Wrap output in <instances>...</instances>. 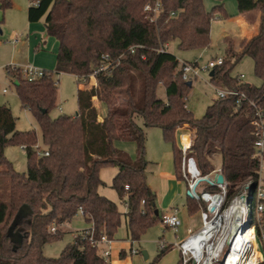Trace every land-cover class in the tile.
<instances>
[{
	"label": "trees",
	"instance_id": "16d2710c",
	"mask_svg": "<svg viewBox=\"0 0 264 264\" xmlns=\"http://www.w3.org/2000/svg\"><path fill=\"white\" fill-rule=\"evenodd\" d=\"M156 1L29 0L28 21H44L47 36L59 44L56 67L32 82L19 71L13 74L7 70L22 109L29 110L40 127L49 156H38L34 149L37 133L18 131L12 110L1 105L0 177L10 178L11 188L9 201L0 202V264H103L99 248L92 246L90 236L99 240L106 235L113 240L122 225L116 203L99 194V187L105 184L99 175L104 166L118 170L112 187L127 208L126 226L131 240L139 241L151 227L161 224V214L155 213L157 195L148 184L149 128H159L172 146L175 174L180 181L182 151L176 132L183 126L193 133L189 156L195 158L202 175L213 172L219 162L228 183L229 200L243 183L256 180L258 160L251 126L254 108L244 102L237 110L235 97L217 99L202 118H195L187 109L192 87L181 77L180 61L169 50L159 51L175 42L184 51L209 48L215 12L226 17L225 0H214L217 4L211 11L206 9L204 0H160L161 12L151 22L144 7ZM236 1L240 14L260 12L259 32L243 40L239 52L233 41L226 39L224 64L214 70L210 81L215 86L243 92L261 104L264 0ZM12 7L11 0H0L3 13ZM131 47H136L134 53ZM105 54L113 59L122 56L119 65L110 73L99 74L96 86L78 88L77 115L52 118L59 90L56 74L74 75L81 86L90 81L88 76ZM244 57L253 60L255 75L262 81L260 87L232 76V70ZM160 85L165 89V99L158 95ZM94 98L106 107L102 120ZM138 118L143 119V127L137 123ZM115 142L135 143V158L118 149ZM10 145L24 147L27 173L17 172L5 156V148ZM186 205L190 216L199 213L200 203L190 196ZM80 210L89 228L76 235L59 257H47L45 246L63 240V226ZM260 221L264 228V212ZM11 229L22 234L21 243L12 241ZM170 249H161L154 263Z\"/></svg>",
	"mask_w": 264,
	"mask_h": 264
},
{
	"label": "rangeland",
	"instance_id": "374dc122",
	"mask_svg": "<svg viewBox=\"0 0 264 264\" xmlns=\"http://www.w3.org/2000/svg\"><path fill=\"white\" fill-rule=\"evenodd\" d=\"M13 8L7 10L5 13L0 11V28L2 34H0V106L7 105L12 110L14 117L16 118V127L18 131L26 132L34 130L38 136V146L41 150L45 149V146L42 141V134L39 125L35 121L32 113L29 110H24L21 107V103L16 94L15 87L12 82V78L8 74L10 70L13 74H19L21 67L32 66L39 70H44L46 72H52L55 68H43L35 60H44L45 63L50 64L51 58L53 59V42L57 40L53 37H48L44 39V34L46 33L44 21L40 22V25L29 23L28 21V7L29 0H11ZM205 6L208 10L212 9L214 5V0H204ZM258 12V11H256ZM215 17L211 24V48L205 50H191L184 51L178 48L177 43H170L171 47L169 50L173 53L177 59L182 61H198L200 66H205L207 63L216 56H224L225 49L222 44L223 33L229 32L231 29H236L237 24L232 21H225L218 17L219 13L215 12ZM15 34H18L20 37V43L17 45H12L10 43L11 39ZM22 37V39H21ZM55 40V41H53ZM41 44V47L39 46ZM168 45V44H167ZM39 46V47H38ZM169 46V45H168ZM38 47V48H37ZM59 44L57 42V51ZM235 48V46H234ZM46 52V53H44ZM47 54V55H45ZM56 67V65H55ZM8 69V70H7ZM19 71V72H18ZM21 74V73H20ZM208 73H202L203 80H198L194 82L192 89L187 97V107L195 106L194 111L189 110L193 113L196 118L195 112L198 110L203 111L202 99L212 100L213 92L211 91V85L208 83ZM244 75L243 82L251 85L260 87L262 81L256 77L254 72V62L250 57H244L232 70V76L238 77ZM56 80H59L58 84V100L57 107L52 112L51 117L57 118L60 115H69L74 116L78 112V102H77V91L79 85L77 79L68 73L56 74ZM207 83H206V82ZM93 81L83 83V86L89 88L92 85ZM7 89L8 93L3 94L2 90ZM158 95L160 98L165 99V89L162 85L159 86ZM95 106H97L96 100H94ZM99 112H101L98 106ZM198 116H202L197 114ZM199 119V118H197ZM137 123L139 126L143 127V119L138 118ZM188 131V132H187ZM183 132H187L191 135L193 140V133L188 129L187 126L178 128L176 132V140L179 146L180 144V135ZM125 147L131 150L132 152L128 154L135 158L136 149L133 143H125ZM166 151H172V146L167 143L164 138L162 131L157 129H151L148 132V141L146 144V158L154 162V165H149L148 175L149 183L152 184V187L155 190H158V198L161 205H165L168 201L171 200L172 184H178L180 188V195L177 196V201L179 208L186 202V194L188 192L187 185L184 181H178L175 174V166L173 163V173L175 174V179L169 180L172 184L168 183L165 179L161 177L160 163L166 161L164 155ZM5 156L9 161L13 163L15 170L19 173H27V154L21 146H7L5 148ZM168 164L171 166L172 159L168 155ZM217 167L219 162H216ZM118 170L114 166H104L100 169V178L105 183L99 187V194L116 203L119 212L122 214V225L117 233V242L118 245L124 244L127 247V240H131L126 226V217L127 208L123 204L118 196V193L112 187L113 179L116 176ZM169 187V189H167ZM10 188L11 180L8 177H0V202H8L10 199ZM167 189V190H166ZM158 206L160 212L166 211L165 206ZM176 206V204H174ZM86 222L83 216L79 213L70 224L66 225V234L63 240L45 246L44 253L47 257L57 258L60 256L63 249L68 245L73 243L74 235L76 232H79L84 229ZM201 218L197 213L191 216V228L193 231L198 230L201 227ZM165 236V241L169 243H174V234L172 230H165L164 227L157 223L155 226L151 227L139 241H136L135 247L140 251L138 255L131 257L133 264H156L154 263L157 253L159 250L160 242L162 237ZM76 237V236H75ZM164 241V240H163ZM143 251H146L150 254V259L145 260Z\"/></svg>",
	"mask_w": 264,
	"mask_h": 264
},
{
	"label": "built area",
	"instance_id": "2783aa9c",
	"mask_svg": "<svg viewBox=\"0 0 264 264\" xmlns=\"http://www.w3.org/2000/svg\"><path fill=\"white\" fill-rule=\"evenodd\" d=\"M160 0L155 3H148L144 11L148 18L154 22L161 12ZM172 15H175L174 13ZM19 39L12 38L10 43L16 44ZM136 47H131L134 53ZM167 50L160 49V52ZM122 56L113 59L109 54L101 58V64L88 76L91 80L102 73L110 71L119 65ZM224 64L223 58L210 60L207 65L200 66L198 61L180 62L179 72L184 81L192 84L202 79V73H208ZM22 77L30 82L40 79L46 75V71L36 69L30 65L21 67ZM210 80V75H208ZM244 79L241 75L239 81ZM211 82V81H210ZM212 84V83H211ZM214 92L217 99L236 98V109L241 108L244 102H248L254 108V118L251 121L254 136L255 157L258 160L256 180H248L243 183L232 199H228V183L216 184V176L222 174L218 166L208 175H202L194 157L189 156L192 146V137L187 132L180 135L179 147L182 151L181 174L187 185L190 197L200 203L199 215L201 227L196 230H189L186 237L172 248L179 250L181 264H264V228L261 226L260 217L264 212V103L258 100L249 99L246 94L237 90H230L215 86ZM7 94L8 90H2ZM187 137L189 144L184 143L183 138ZM24 150V147H22ZM38 156H49L47 150H41L38 144L34 146ZM215 188L216 191H210ZM128 190V187H126ZM144 203V202H143ZM254 210V216H253ZM83 216V210L79 212ZM161 225L177 232L181 220L177 210L173 213L161 215ZM258 227L260 229H258ZM55 231V228H52ZM92 246L100 248L106 245L102 254L103 264H113L111 246L113 240L103 235L99 240L90 236ZM166 242H160V249L166 248ZM134 254L137 252L132 250Z\"/></svg>",
	"mask_w": 264,
	"mask_h": 264
},
{
	"label": "crops",
	"instance_id": "0c3cea01",
	"mask_svg": "<svg viewBox=\"0 0 264 264\" xmlns=\"http://www.w3.org/2000/svg\"><path fill=\"white\" fill-rule=\"evenodd\" d=\"M216 4L217 3L214 1V5L212 6V8ZM223 4H224L226 17H224L223 14L221 12H219V11H218V13H219L218 17L221 18L222 20L227 21V22L232 21V19H233L234 23L237 24V28L236 29L235 28L231 29L229 32H224L223 33L222 44H223V47L225 49V54H224V56H216L215 58H212L211 60L216 59V58H223V59L226 58V50H227L226 39H231L233 41V43H234L235 51L239 52L240 49H241L240 45H241L242 41L245 40V39L252 38L253 36L258 34V32H259L260 18H261L260 12L254 11V12H249V13H245V14H240L239 11H238V8H237V1L236 0H225L223 2ZM29 6H30V2H29ZM211 10H208V11H211ZM214 17H215V15H214ZM32 24L36 25V23H32ZM37 25H40V22L37 23ZM14 37L19 39V42L16 43V44H12V45L19 44L20 43V37H18V34H15ZM45 38H48L46 33L44 34V39ZM21 39H22V37H21ZM53 41H55V40H53ZM52 45L54 46L53 52H52L53 59L51 58L49 65H48V63H45L44 60L41 61V60H39L37 58L35 59L37 61V63L40 64V66H42L43 68H50V69L55 68V65H56V54H57V42H53ZM168 45H167V49H169V47H171L172 43H171V45L170 44H168ZM39 46L41 47L40 43H39ZM209 48H211V46ZM209 48H206V49H209ZM203 50H205V49H202V51ZM44 53H46V52H44ZM45 55H47V54H45ZM184 62H191V61H185L184 60ZM240 76H238V78H240ZM201 80H203V78ZM92 81H93V83H92V85H90L89 88H91L92 86H96L97 85L96 80H92ZM208 81H209L208 83L212 87L211 88V91L213 92L212 100L209 101V100H205V99L203 100L202 99V105H203L204 109H203V111H199V113H197V114H200V112H201L202 116H200V115L198 116L196 114V112H198V110L195 112L196 118H199V119L202 118L205 115V112H206L207 108L209 106H211L214 103V101L217 100V96H216V94L214 92L213 84H211L209 78H208ZM241 82L244 83L243 80ZM193 85H194V83L192 84V86ZM79 88H84L85 89V87L83 85L79 86ZM86 89H88V88H86ZM94 100H96V102H97V106H95L97 108V110H98V106L101 109L100 110L101 112H99V110H98V114H99V119L102 120V118L106 115V107L97 98H94ZM94 105H95V103H94ZM194 107L195 106L191 107V106L188 105L187 109L194 111L195 110ZM151 129H157V128H149V129L146 130L147 141H148V132ZM125 143H131V142H115V146L118 149H121V150L125 151L126 153H128V150H129V153H131L132 152L131 150H133V149L132 148L128 149L127 147H125ZM133 144L135 145V143H133ZM135 149H136V145H135ZM168 155H170V159H172L171 166H169V164H168V161H169ZM164 159L166 161L160 163V170H161V174H162L161 177H162L163 180L165 179L166 181H168V183H170V185H171L172 183L169 182V180L175 179V174L173 173V167H172L173 163H174L173 152L172 151H166V153L164 155ZM154 164L155 163L152 162L151 160L149 161V165H154ZM178 181H180V180H178ZM148 184L151 187V189L157 195L156 208H157V211L159 212V214L162 215V214H166V213H173L175 210H177L178 216H179V218L181 220V225L179 226L177 232H174L172 230V232L174 234V243H169V242L165 241V236L162 237V240H164L166 242L167 247H171V249L156 264H180V262H181V254H180L178 249L172 248V245H174L175 243H178L181 240H183L186 237L188 231L192 230V228L190 226L191 225V216L189 214L188 207L186 205V202H185L184 205H182L181 208H179V205L177 204L178 203V201H177L178 197L177 196L180 195V188H179L178 184H174V183L172 184V189L169 190V192H171V195H170L171 196V200L168 201L165 205H161L160 204L159 198H158V194H157L158 190H155L152 187V184L149 183V175H148ZM167 189H169V187ZM187 197H188V192L186 194V201H187ZM174 204H176V206H174ZM160 205L161 206H165L167 208L166 211L160 212V210L158 209L159 208L158 206H160ZM70 223H68V224H70ZM66 225L63 226L65 231H66ZM88 228H89V224L86 223V225H84V229L79 231V232H76V234L74 235V238H75L76 235H78L79 233L83 232L84 230H86ZM164 229L165 230H169V228H165V227H164ZM117 241L118 240H117V234H116L114 239H113L112 246H111L113 264H133L132 263L133 260H131V257L133 258V256L138 255L140 253V251L138 249H136V247H135L136 242L132 241V240H130V242H129V239H128L127 242H126L127 243V247H126L124 244L118 245ZM106 248H107L106 245L100 246L99 254L101 255V257H102L103 252L106 250ZM132 250H135L137 253L134 254L132 252ZM160 251H161V249H160V246H159V250H158L157 255L160 253ZM143 252H145L147 254V257L144 256L145 260H149L151 258L150 254L148 252H146V251H143ZM129 255L131 256L130 258H129Z\"/></svg>",
	"mask_w": 264,
	"mask_h": 264
},
{
	"label": "water",
	"instance_id": "95a60500",
	"mask_svg": "<svg viewBox=\"0 0 264 264\" xmlns=\"http://www.w3.org/2000/svg\"><path fill=\"white\" fill-rule=\"evenodd\" d=\"M0 34H2V30H1V28H0ZM214 73H215V71L214 70H212L211 72H210V77H213L214 76ZM187 85L189 86V87H192V82H188L187 83ZM77 115V114H76ZM224 180H225V177H224V175L223 174H218L217 176H216V184H224ZM188 196H191L190 195V193L188 192ZM156 215H158L159 214V212L156 210ZM9 235L11 236V238H12V241L14 242V243H21L22 242V240H23V236H22V234H20V233H18V232H13L12 231V229L10 230V232H9ZM143 254H144V256L145 257H147V254L145 253V252H143Z\"/></svg>",
	"mask_w": 264,
	"mask_h": 264
},
{
	"label": "bare ground",
	"instance_id": "6f19581e",
	"mask_svg": "<svg viewBox=\"0 0 264 264\" xmlns=\"http://www.w3.org/2000/svg\"><path fill=\"white\" fill-rule=\"evenodd\" d=\"M183 140H184V143H185L186 145H188V144H189V140H188V138H187V137H184V138H183Z\"/></svg>",
	"mask_w": 264,
	"mask_h": 264
}]
</instances>
